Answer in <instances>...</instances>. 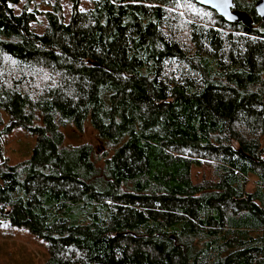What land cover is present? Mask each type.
Wrapping results in <instances>:
<instances>
[{
    "label": "trees",
    "instance_id": "16d2710c",
    "mask_svg": "<svg viewBox=\"0 0 264 264\" xmlns=\"http://www.w3.org/2000/svg\"><path fill=\"white\" fill-rule=\"evenodd\" d=\"M20 1L0 0V126L36 143L8 165L0 141V217L41 239L48 264H264L258 0H234L251 27L196 0H72L65 21L56 0L42 32ZM67 122L103 153L66 146Z\"/></svg>",
    "mask_w": 264,
    "mask_h": 264
},
{
    "label": "rangeland",
    "instance_id": "374dc122",
    "mask_svg": "<svg viewBox=\"0 0 264 264\" xmlns=\"http://www.w3.org/2000/svg\"><path fill=\"white\" fill-rule=\"evenodd\" d=\"M56 0H21L17 5H13L14 11L20 13L23 9L37 10L36 22L32 27L37 32H42L45 27V17L43 12L50 9L51 5ZM93 0H79V10H86L92 7ZM62 7V15L65 21H68L72 0H58ZM190 6V5H189ZM186 10V9H185ZM188 11V10H187ZM190 12V11H189ZM18 63L10 62L12 71H19ZM37 73H40L38 70ZM35 80V86H43L50 79L51 75L48 71L41 74ZM34 87V86H32ZM34 91V88H33ZM36 93V92H35ZM34 96V92L32 93ZM0 115L3 119V124L9 119L6 113L0 110ZM0 126V141L2 144L3 160L8 165H15L27 160L31 150L36 143V137L30 135L22 128H15L7 134L1 133ZM61 130L64 133V144L66 146H78L84 143H92L96 148L97 154L101 155L103 150L97 149L98 143L95 138V133L87 124L84 125V130H78L72 123H63ZM264 146V135L261 139ZM235 146V145H234ZM237 146H235L236 148ZM102 161H99L101 163ZM2 164L0 163V166ZM211 163L207 162L199 167H193L191 176L193 182H200L204 178L211 176ZM257 176L250 174L247 181L246 190L254 192L257 184ZM256 202L262 204L260 198ZM49 252L47 245L39 238L32 235L26 228H17L9 224V222L0 217V263L1 264H48Z\"/></svg>",
    "mask_w": 264,
    "mask_h": 264
},
{
    "label": "water",
    "instance_id": "95a60500",
    "mask_svg": "<svg viewBox=\"0 0 264 264\" xmlns=\"http://www.w3.org/2000/svg\"><path fill=\"white\" fill-rule=\"evenodd\" d=\"M197 3L209 7L216 11L225 21L229 23H239L250 26L252 18L244 11L234 9V0H196ZM257 15L264 20V0H258L255 3Z\"/></svg>",
    "mask_w": 264,
    "mask_h": 264
},
{
    "label": "flooded vegetation",
    "instance_id": "af4514ba",
    "mask_svg": "<svg viewBox=\"0 0 264 264\" xmlns=\"http://www.w3.org/2000/svg\"><path fill=\"white\" fill-rule=\"evenodd\" d=\"M234 9H236L235 7H233Z\"/></svg>",
    "mask_w": 264,
    "mask_h": 264
}]
</instances>
